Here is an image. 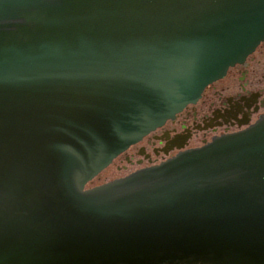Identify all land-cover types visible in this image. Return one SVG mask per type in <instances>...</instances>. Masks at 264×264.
Masks as SVG:
<instances>
[{"label":"water","instance_id":"water-1","mask_svg":"<svg viewBox=\"0 0 264 264\" xmlns=\"http://www.w3.org/2000/svg\"><path fill=\"white\" fill-rule=\"evenodd\" d=\"M263 16L264 0H0V264H264V121L83 189L243 59Z\"/></svg>","mask_w":264,"mask_h":264},{"label":"flooded vegetation","instance_id":"flooded-vegetation-1","mask_svg":"<svg viewBox=\"0 0 264 264\" xmlns=\"http://www.w3.org/2000/svg\"><path fill=\"white\" fill-rule=\"evenodd\" d=\"M264 113V42L221 81L208 86L194 105L164 124L123 161L135 169L157 164L180 148L202 145L212 137L237 130ZM121 161V162H123ZM129 168L123 165L124 171ZM120 169V167H117Z\"/></svg>","mask_w":264,"mask_h":264}]
</instances>
